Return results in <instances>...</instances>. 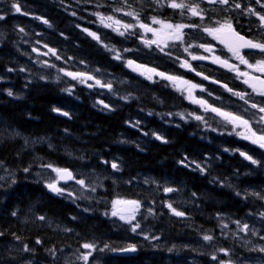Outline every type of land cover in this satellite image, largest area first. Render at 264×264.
I'll list each match as a JSON object with an SVG mask.
<instances>
[{
    "label": "trees",
    "instance_id": "obj_1",
    "mask_svg": "<svg viewBox=\"0 0 264 264\" xmlns=\"http://www.w3.org/2000/svg\"><path fill=\"white\" fill-rule=\"evenodd\" d=\"M10 7L9 0H0L3 17L0 19V264H25L27 260L30 264H60L57 255L62 250L81 248L89 240L100 239L117 247L127 242L126 232L110 237L101 219L82 215L86 213L89 196L74 193L66 199L47 192L46 185L36 175L41 169L53 166L78 171L82 178L102 183L99 197L109 200L120 190L119 196L145 206L144 213L150 217L145 220L142 217L141 227L150 230L148 235L155 233L158 247L142 248L136 258L117 259L116 264L127 261L164 264L170 255L175 264V258L181 259L179 264H224L238 255H253L255 252L230 231L228 220L234 223L260 211V196L251 193L261 194L264 190V158H258L255 169L238 152L222 156L218 161L209 146L237 151V147L233 148L236 142H222L215 135L222 133L216 125L211 131L202 132L192 120L177 129L171 125L166 144L153 138L138 143L137 132L126 123L138 120L141 112H149L156 96L152 89L133 82L125 90L135 96L134 101L105 115L103 110L94 108L81 82L59 72L57 75L54 66L46 72V79L27 76L26 71L22 72L24 67L34 72V66L31 62L26 64L18 48L24 20L9 11ZM64 35L68 37L67 32ZM47 46L52 51L58 50L56 45ZM68 49L69 37L63 40L61 48L65 63H69ZM80 55L73 56L77 65L82 60ZM86 63L101 68L96 61ZM37 70L42 73L40 68ZM9 91L11 95H7ZM156 97L163 105L170 102L161 95ZM154 121L157 128L166 122ZM207 154L214 159L212 164L197 166ZM113 163L122 166L123 171L113 172ZM144 176L154 179L151 181L155 185L145 186L141 180ZM166 188L173 189L170 201L161 204ZM152 195H155V207L148 198ZM168 205L184 215H175ZM250 222L258 225L255 219ZM206 235L212 239L205 240ZM10 244L18 246L17 249L9 250ZM134 245L140 246V241ZM23 246L30 250L25 251ZM98 260L99 264H114L105 258Z\"/></svg>",
    "mask_w": 264,
    "mask_h": 264
},
{
    "label": "flooded vegetation",
    "instance_id": "obj_2",
    "mask_svg": "<svg viewBox=\"0 0 264 264\" xmlns=\"http://www.w3.org/2000/svg\"><path fill=\"white\" fill-rule=\"evenodd\" d=\"M82 1L39 0L35 5L36 11L41 14L40 18L48 24V27H43L47 40L52 38L54 42L62 43L61 32L68 29L71 59L81 53L80 58L86 61H96L97 64L111 67L102 70L112 77H122L129 72L131 61L134 63L135 75L149 83L165 85L171 100L173 92H178L181 99L191 98L200 119L217 117L220 120H231L212 111L213 108L240 116L249 122L248 125L252 120H260L264 116L258 108H251L252 103L264 107V96L250 87L254 84L256 89L264 90V84L260 83L264 81V71L256 67L249 68L234 54L238 51L239 56L253 65L264 59L259 50L240 47L242 42L237 39V36H242L247 40L264 43V22L247 11L252 8L264 15L261 7L264 0H260V3L256 0H229V5L210 3L209 0H175L176 3L187 5L183 9L171 8L169 5L173 0ZM235 3L241 7L235 8ZM28 4L29 0L27 7ZM196 5L200 15L193 16L189 8ZM128 12L133 15H127ZM153 18L162 23H154ZM225 21L231 22L232 30L224 28L212 34L205 30L218 29ZM51 22L55 29H51ZM140 24L156 30L155 34L141 28ZM125 25L131 27L125 28ZM166 25L173 27L168 28ZM176 25L188 27L177 31ZM90 33H94L95 38ZM176 36H180V39H176ZM82 46L87 48L85 52L80 51ZM193 56L204 59H193ZM217 57L245 75H238L236 70L214 62ZM234 93L246 95L241 99ZM236 103L239 105L234 107Z\"/></svg>",
    "mask_w": 264,
    "mask_h": 264
},
{
    "label": "snow or ice",
    "instance_id": "obj_3",
    "mask_svg": "<svg viewBox=\"0 0 264 264\" xmlns=\"http://www.w3.org/2000/svg\"><path fill=\"white\" fill-rule=\"evenodd\" d=\"M210 3H219L221 5H229V0H209ZM257 3H260V0H256ZM171 8L173 9H177V8H180V9H183L185 7H187V5H185L184 3H176L175 0H173L172 3H170L169 5ZM13 7H15V10L17 12L20 11V8L16 5H13ZM234 7L235 8H240L241 5L239 3H235L234 4ZM261 7L262 9H264V4H261ZM197 8H198V5L196 6H193V7H190L189 8V11L191 12V14L193 16H198L200 15V12L197 11ZM117 11H119V9H117ZM248 12H250L251 14H254L256 16H258L259 20L261 22H264V15H261L260 13L256 12L255 9H252V8H248L247 9ZM127 15L131 16L133 15L132 12H128L126 13ZM0 19H3L2 16H0ZM109 19H111V17H109ZM153 21L154 23H162L161 21H158L156 20L155 18H153ZM118 23V22H117ZM131 27V25H125V28H129ZM140 27L141 28H144L146 31L148 32H153L155 34L156 30L152 29L151 27L147 26V25H144V24H140ZM166 27L168 28H172L173 26L172 25H166ZM184 27H188L187 25H176L175 26V29L177 31H179L180 29H183ZM224 28H227L228 30H232V25H231V22L230 21H225L223 24L220 25V28L218 29H205L206 31H208L210 34H212L213 32H217V31H220L221 29H224ZM22 30V29H21ZM90 35H93L94 38H95V34L94 33H90ZM121 35H123V33H121ZM233 35H236L234 32H233ZM176 39H180V36H176ZM237 39L239 41L242 42V44L240 45V47H244V48H248V49H255V50H259L260 54L264 55V43H258V42H254L252 40H247L245 39L244 37L242 36H237ZM145 43H156V41H145ZM206 50H210V49H206ZM232 50V49H230ZM185 51H187V49H185ZM235 55H237V57L240 59L241 63L243 64H246L249 68H253V67H256L257 70H260V71H264V59L260 60V61H257V63L255 65L253 64H249L247 60L244 59L243 56H239V53L238 51L237 52H234ZM250 54H254V53H250ZM193 59H204V57H197V56H193L192 57ZM214 62H219L221 63L222 65L226 66V67H229L230 70H236L238 72V75H245V73H241L239 72L238 69H234L232 65H229L227 61H221L219 57L216 58V61ZM132 62L129 61V64H131ZM182 66H186V65H182ZM199 75V73H198ZM92 77H89V79H91ZM205 79H207V77H205ZM97 84H100V81H96ZM245 83H248L247 80H245ZM261 84H264V81H261L260 82ZM108 87H110V85H108ZM192 87H196L195 85H193ZM225 87H227L225 85ZM250 87L253 88V91H258V94L261 95V96H264V90H258L256 89L255 85H250ZM228 91H232V89H228ZM9 95H11V92H9ZM234 95H237L239 96L241 99H244V96L246 95L245 93H234ZM245 103H247V101H245ZM107 107V106H105ZM251 108L253 109H256L258 108L259 112L261 113H264V107H261V106H258L256 103H252L251 104ZM212 111H215V112H218L220 115H223L225 116L226 118H229L231 119L232 121H240L242 124L244 125H248V121L247 120H244L242 117L240 116H233L231 113H224V112H220L219 109H215L213 108ZM64 115H67V113H64ZM197 119H200V117H197ZM259 122H264V116H261L260 117V121ZM252 137H254V139H252V142L254 144H259V146L261 148H264V134H261V135H257L255 132L252 133ZM158 139H160V137H157ZM246 139L249 138V137H245ZM241 155H244L246 159H249V160H252V163H257L256 160H253L252 157L250 156H246L245 153H241ZM112 167L115 169L117 168V165L115 163L112 164ZM56 171L58 173H63L68 179H72V174L70 172H68L66 169L65 170H62V169H56ZM77 183L83 185L84 184V181L83 180H78L76 181ZM49 189L54 191V192H60L61 189L57 188L54 184H49L48 185ZM173 189L172 188H166L165 189V192H172ZM130 204H133V205H136V207L138 208L139 207V203L137 201H130L128 202ZM168 207L172 210V212L177 215V216H183L184 213L183 212H179L177 211L175 208H172L171 205H168ZM13 215H15V213H13ZM112 215L113 216H116L117 215V212L116 211H113L112 212ZM262 216H264V213H261ZM121 219H125L124 216H121L120 217ZM40 219H44L43 217H40ZM132 219H135L134 215L132 216ZM128 223H131V219L127 221ZM237 223L239 224V222L237 221ZM140 225L139 224H135L132 228L133 231L136 230V228H139ZM248 228V225L247 224H244L242 227H241V231H244ZM204 239L205 240H211L212 237L211 236H204ZM37 243H39V241H37ZM83 248L85 249H93L95 246L93 244H89V243H85L82 245ZM27 246H25V251H27ZM126 250H129V251H134L135 248L134 246L133 247H130L129 249H126ZM261 251H264V248L261 249ZM91 255V252H88L87 254L85 255H82L81 257H78V259H83L85 261V264H87V261L89 259V256Z\"/></svg>",
    "mask_w": 264,
    "mask_h": 264
},
{
    "label": "rangeland",
    "instance_id": "obj_4",
    "mask_svg": "<svg viewBox=\"0 0 264 264\" xmlns=\"http://www.w3.org/2000/svg\"><path fill=\"white\" fill-rule=\"evenodd\" d=\"M23 4H24L23 0H15L11 3V7L9 10L17 13V11L15 10V7H13V5H16L20 8V11H19V13H20L23 9L22 8ZM43 6H44V4H43ZM25 10L28 11L26 8H25ZM23 13H26V12L23 11ZM22 33L24 34V36H26V32H22ZM30 49L31 50H37V48H35L34 46H31ZM24 50L27 51V49H24ZM38 59L39 60H37V61H40L38 63L41 65V67H43L45 70H47L50 66L51 61L53 60V57H45V56L42 57L39 55ZM34 61H35V59H34ZM86 79L84 81V84L86 82ZM258 129L261 130V129H263V127L261 125H258ZM232 132H233V134H235V136H232L233 138H236L239 141L245 142L247 144H251L258 149L259 148L264 149V148H261L258 143L254 144L252 142V139H254V137H252L253 131L250 130L249 128H247V126H242L241 129H236V130H233ZM245 137H249V138L246 139ZM42 176H43V179H42ZM36 178L41 179L43 181V184L46 185V187H48L49 184H54L57 188L64 191L65 195L69 194V193H71V194L80 193L79 195H81V194H84L86 192V189L82 185H80L79 187H75L76 185H73L72 188L70 186H63V187L59 186L60 184L58 181V172L56 171V169H52L51 167L50 168L49 167L44 168V169H41L40 171H38ZM48 189H49V187H48ZM49 191H52V190L49 189ZM55 193L60 194V192L59 193L55 192ZM148 198L150 200H152L155 198V195H152V197L148 196ZM119 208H120V205L117 206L116 204H113L112 206H110V213L112 214L113 211L118 212ZM130 214L131 215L125 216V219H123L126 223H128L127 221L130 219H131V222L134 221V219H132L133 214L132 213H130ZM113 217H116V216H113ZM262 218L264 219V216ZM244 224H247V223L239 222V224H238L237 222L232 223L230 220H228V228H230V231L235 234L236 238L247 240L246 243L250 246L251 250L256 253V255H251V256H249V258L240 257V255H238L236 257H232L231 262L230 261L225 262L224 264H264V251H261V249L264 248V244H262L258 240V239L264 240V235H261V229L260 228L255 229L256 227L252 228V226H249L248 224H247L248 228L244 231H241L240 229ZM109 227H111L112 229ZM109 227L106 226L107 230L108 231L110 230L111 232L109 231L110 233L108 232L107 234H109L110 237H114L116 235V233L114 231L117 232L118 226H109ZM15 249H17V246L13 245L11 247V245H9V250L13 251ZM62 254H64V253H62ZM65 255H67V254H65ZM65 255L62 256L63 259H68V258L73 259V256L70 257L71 254L70 255L68 254L67 256H65ZM83 255H85V254H83ZM237 259H238V261H237ZM240 259H241V261H240Z\"/></svg>",
    "mask_w": 264,
    "mask_h": 264
},
{
    "label": "bare ground",
    "instance_id": "obj_5",
    "mask_svg": "<svg viewBox=\"0 0 264 264\" xmlns=\"http://www.w3.org/2000/svg\"><path fill=\"white\" fill-rule=\"evenodd\" d=\"M72 1H74V0H72ZM82 2H85V0L84 1H82ZM87 3V2H86ZM72 4H74L75 5V3H72ZM84 4V3H83ZM91 4V3H90ZM89 4V5H90ZM82 6V5H81ZM87 6V5H86ZM95 6V5H94ZM44 9H45V6H42ZM67 7H69V6H67ZM78 7H79V3H78ZM3 8H5V7H3ZM72 8V7H71ZM82 8V7H81ZM6 9V8H5ZM56 9V8H55ZM59 9V8H58ZM57 9V10H58ZM81 10H84V9H81ZM88 10V9H87ZM94 10V9H93ZM42 11H44V10H42ZM1 12V11H0ZM5 12V11H4ZM7 12V11H6ZM6 12H5V14H6ZM86 12V11H85ZM69 14H71V13H69ZM73 14V13H72ZM71 14V15H72ZM39 15H41V14H39ZM5 16V15H4ZM68 16V15H67ZM80 19V18H79ZM82 20V19H81ZM84 21V20H83ZM21 25V24H20ZM17 26V25H16ZM15 27V26H14ZM69 27H71V26H69ZM55 28V27H54ZM2 29V28H1ZM63 29V28H62ZM33 31V30H32ZM14 33V32H13ZM5 34V33H4ZM57 36V35H56ZM60 36V35H59ZM82 38V37H81ZM19 40V39H18ZM19 42V41H18ZM73 42V41H72ZM7 43V42H6ZM14 44V43H13ZM92 44V43H91ZM16 45V44H15ZM94 45V44H93ZM17 46V45H16ZM90 46V45H89ZM105 46V45H104ZM108 46V45H107ZM70 47V46H69ZM9 48H10V46H9ZM18 48H20V47H18ZM64 48V47H63ZM97 48V47H96ZM11 49V48H10ZM95 49V48H94ZM17 50V49H16ZM69 50V49H68ZM90 50V49H89ZM97 50V49H96ZM19 51V50H18ZM97 51H99V50H97ZM104 51V50H103ZM16 52V51H15ZM67 52V51H66ZM106 52V51H105ZM68 53V52H67ZM89 53V52H88ZM21 54V53H20ZM107 55V54H106ZM82 57V56H81ZM85 57V56H84ZM8 60V59H7ZM108 60H110V59H108ZM9 62H10V60H9ZM12 62V61H11ZM10 62V63H11ZM25 64V63H24ZM114 67V66H113ZM20 68V67H19ZM101 68H102V66H101ZM32 70V69H31ZM39 70V69H38ZM28 71V70H27ZM22 72H24V70L22 71ZM21 73V72H20ZM43 76V75H42ZM51 76H52V74H51ZM39 77V76H38ZM46 77V76H45ZM45 77H42V78H45ZM49 77V76H48ZM4 79V78H3ZM38 79V78H37ZM46 79V78H45ZM45 79H43V80H45ZM52 79V78H51ZM57 79V78H56ZM54 80V79H53ZM39 82V81H38ZM1 83V82H0ZM8 90V89H7ZM11 91V90H10ZM9 91V92H10ZM5 92V91H4ZM3 92V93H4ZM6 92H8V91H6ZM18 93V92H17ZM4 94H6V93H4ZM7 95H9V94H7ZM6 95V96H7ZM18 98V97H17ZM147 112V111H146ZM102 115V114H101ZM104 115V114H103ZM106 115V114H105ZM133 117V116H132ZM136 117V116H135ZM135 119V118H134ZM160 121V120H159ZM159 123V122H158ZM162 123V122H161ZM124 128V127H123ZM5 130V129H4ZM6 132V131H5ZM18 135V134H17ZM17 137V136H16ZM20 137V136H19ZM26 138V137H25ZM23 139V138H22ZM26 140H27V138H26ZM38 141V140H37ZM45 141V140H44ZM26 142V141H25ZM42 142V141H41ZM40 142V143H41ZM30 143V142H29ZM37 143H39V142H37ZM45 143V142H44ZM24 145V144H23ZM29 145V144H28ZM47 146V145H46ZM49 147V146H48ZM54 147V146H53ZM47 149V148H46ZM52 149V148H51ZM211 156V155H210ZM101 157V156H100ZM120 158V157H119ZM98 159V158H97ZM54 165V164H53ZM53 167H55V166H53ZM30 170V169H29ZM51 170V169H50ZM139 174V173H138ZM34 175V174H33ZM227 175V174H226ZM2 176V175H1ZM40 176V175H39ZM8 177H10V176H8ZM30 177V176H29ZM4 178V177H3ZM28 178V177H27ZM42 179H43V176H42ZM45 179V178H44ZM41 180V179H40ZM238 180V179H237ZM11 181V180H10ZM23 181V180H22ZM25 181V180H24ZM27 181H29V180H27ZM34 181V180H33ZM42 181V180H41ZM31 182V181H30ZM43 182V181H42ZM238 182V181H237ZM1 183V182H0ZM4 183V182H3ZM25 183V182H24ZM27 183V182H26ZM36 183V182H35ZM34 185V184H33ZM45 185V184H44ZM60 186V185H59ZM39 187V186H38ZM2 188V187H1ZM41 188V187H40ZM46 188V187H45ZM131 188V187H130ZM25 189V188H24ZM42 189V188H41ZM32 192V191H31ZM48 192V191H47ZM2 197V196H1ZM39 197H41V196H39ZM53 197V196H52ZM2 202H3V200H2ZM5 202V201H4ZM11 204V203H10ZM13 204V203H12ZM34 205H36V204H34ZM19 206V205H18ZM24 206V205H23ZM36 207V206H35ZM29 208V207H28ZM1 209H3V207L1 208ZM25 210V209H24ZM28 210V209H27ZM26 210V211H27ZM8 211V210H7ZM30 211V210H29ZM20 212H22V211H20ZM31 212V211H30ZM33 213V212H32ZM215 214V213H214ZM219 215H221L220 213H218ZM218 214H217V216H218ZM216 215V214H215ZM1 216V215H0ZM2 216H4L3 214H2ZM25 216V215H24ZM23 216V217H24ZM19 217V216H18ZM21 217V216H20ZM28 217V216H27ZM42 217V216H41ZM5 218V217H4ZM24 218H26V217H24ZM15 219V218H14ZM212 219H214L213 217H212ZM217 219H218V217H217ZM27 220V219H26ZM19 221H20V219H19ZM28 221V220H27ZM21 222V221H20ZM19 222V223H20ZM29 222V221H28ZM30 223V222H29ZM219 223V222H218ZM84 226V225H83ZM215 226V225H214ZM47 227H50V226H47ZM46 230V229H45ZM195 232V231H194ZM198 232V231H197ZM55 233H56V231H55ZM57 234V233H56ZM201 235V234H200ZM56 239V238H55ZM60 240V239H59ZM17 242V241H16ZM177 243V242H176ZM197 244V243H196ZM81 247V246H80ZM184 247V246H183ZM194 247V246H193ZM193 250H194V248H193ZM148 251V250H147ZM191 251V250H190ZM57 252V251H56ZM55 252V253H56ZM193 252V251H192ZM4 253V252H3ZM12 253V252H11ZM200 253V252H199ZM15 254V253H14ZM57 254V253H56ZM55 254V255H56ZM232 254V253H231ZM65 255V254H64ZM68 255V254H67ZM67 255H65V256H67ZM70 255V254H69ZM236 255V254H235ZM54 256V255H53ZM63 256V255H62ZM232 256V255H231ZM7 257V256H6ZM17 257H19V256H17ZM70 257H71V255H70ZM187 258V257H186ZM239 258V257H238ZM55 261V260H54ZM237 261H238V259H237ZM240 261H241V259H240ZM59 262H61V261H59ZM62 263V262H61ZM60 263V264H61ZM207 263H208V261H207Z\"/></svg>",
    "mask_w": 264,
    "mask_h": 264
},
{
    "label": "water",
    "instance_id": "obj_6",
    "mask_svg": "<svg viewBox=\"0 0 264 264\" xmlns=\"http://www.w3.org/2000/svg\"><path fill=\"white\" fill-rule=\"evenodd\" d=\"M60 180L64 183H68L71 181V179H68L63 173L60 174Z\"/></svg>",
    "mask_w": 264,
    "mask_h": 264
}]
</instances>
